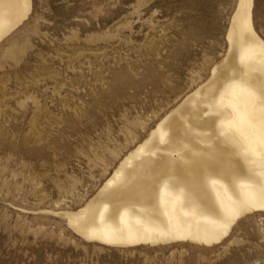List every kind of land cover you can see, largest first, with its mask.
<instances>
[{
  "label": "rangeland",
  "instance_id": "obj_1",
  "mask_svg": "<svg viewBox=\"0 0 264 264\" xmlns=\"http://www.w3.org/2000/svg\"><path fill=\"white\" fill-rule=\"evenodd\" d=\"M236 4L32 0L0 44V264H264V211L213 246H105L64 216L223 60Z\"/></svg>",
  "mask_w": 264,
  "mask_h": 264
},
{
  "label": "bare ground",
  "instance_id": "obj_2",
  "mask_svg": "<svg viewBox=\"0 0 264 264\" xmlns=\"http://www.w3.org/2000/svg\"><path fill=\"white\" fill-rule=\"evenodd\" d=\"M253 8L254 0H238L223 60L92 197L64 212L86 241L213 246L264 211V40ZM31 12L32 0H0V44Z\"/></svg>",
  "mask_w": 264,
  "mask_h": 264
}]
</instances>
